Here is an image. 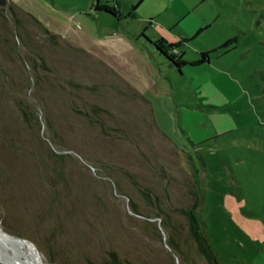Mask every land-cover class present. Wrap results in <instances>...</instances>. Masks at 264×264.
I'll use <instances>...</instances> for the list:
<instances>
[{"label": "rangeland", "instance_id": "374dc122", "mask_svg": "<svg viewBox=\"0 0 264 264\" xmlns=\"http://www.w3.org/2000/svg\"><path fill=\"white\" fill-rule=\"evenodd\" d=\"M138 2L0 0V229L44 264H264V0ZM148 37L237 42L179 70Z\"/></svg>", "mask_w": 264, "mask_h": 264}, {"label": "trees", "instance_id": "16d2710c", "mask_svg": "<svg viewBox=\"0 0 264 264\" xmlns=\"http://www.w3.org/2000/svg\"><path fill=\"white\" fill-rule=\"evenodd\" d=\"M141 1L142 0H140V2ZM140 2H138L137 5H139ZM92 9L95 12L104 13L105 15H109V16H112V17H116L118 19H120L121 17H125V16L126 17H130V16L133 17V14H131V13H128V14L123 15V14H120L119 12H117L114 8H112L108 4H100L98 2H95L92 5ZM19 11H22V10H19ZM27 15H29V14L27 13ZM29 16L34 20V22L41 28V30L44 33L50 34V32L46 28H44L37 19H35L31 15H29ZM52 36H56V35L52 34ZM160 41H154V42H152V44L154 45L156 51L159 52L162 56H164L171 63L172 67H175L176 69H179V70L184 65H192V66L203 65L204 63H207L209 61V55L211 53H215L217 51L228 52L229 50L233 49V44H235L237 42L236 38L229 39V40H227L226 42H224L222 45H220L219 47H217L215 49H212L210 51L201 52L199 54L198 59H196L195 61H192V62H183L181 60L182 53L176 59L173 57V55H170L168 53V49L169 48H171L173 46L174 47H177V45H174V44H166V46H164L165 45V42H164V44H162ZM148 42H150V40H148ZM182 42H186V40L183 39L180 43H182ZM188 216H189V219H190V224H191V226L194 229V235H195V237H197L200 246L203 248V250L205 251V253L212 254L213 253L212 252V249H211V247L209 245V242L207 241L206 237L203 236V234H202V239H201L200 236L198 235V232H197V231H199L198 230V227H197L198 221H199L198 216L194 212H192V211L189 213Z\"/></svg>", "mask_w": 264, "mask_h": 264}, {"label": "bare ground", "instance_id": "6f19581e", "mask_svg": "<svg viewBox=\"0 0 264 264\" xmlns=\"http://www.w3.org/2000/svg\"><path fill=\"white\" fill-rule=\"evenodd\" d=\"M0 240L9 241L18 249V253L21 259V261H19V264H44L41 255L39 254L33 243L29 241L18 240L12 237L10 234L5 233L1 229Z\"/></svg>", "mask_w": 264, "mask_h": 264}, {"label": "crops", "instance_id": "0c3cea01", "mask_svg": "<svg viewBox=\"0 0 264 264\" xmlns=\"http://www.w3.org/2000/svg\"><path fill=\"white\" fill-rule=\"evenodd\" d=\"M97 13H99V12H97ZM100 14H102V15H105L104 13H100ZM201 32V31H200ZM199 32V33H200ZM149 38V40H150V42H148L149 43V45L150 46H154L153 44H152V42H154L156 39H151L150 37H148ZM183 40V39H182ZM181 40V41H182ZM187 42V41H186ZM186 42H182V43H186ZM150 46H149V48L147 47V50L150 52ZM99 48V47H98ZM103 50V51H102ZM104 52V53H103ZM92 53H93V55H95V56H97L98 58H100V59H103L104 60V62L105 63H109V64H107V65H109V66H111L112 68L114 67V69L115 70H117L116 68L118 67V63H117V61H119V60H117V56L116 55H112V53L110 52V51H108L106 48H104V47H102V49L101 48H99V49H97V46L96 47H94V48H92ZM151 53V52H150ZM182 53V55H183V52H181ZM201 53V52H200ZM152 54V53H151ZM105 58H107V59H105ZM194 61V60H193ZM185 62H192V61H189V60H185ZM210 62V58H209V61L207 62V63H204L203 65V67H205V65L207 66V64ZM119 72H122L123 73V76L128 80H130V78H132L130 81L131 82H134V80H133V78H134V76H135V74L133 73V70H132V72H130V71H128L127 69H124L123 71H119ZM127 83V82H126Z\"/></svg>", "mask_w": 264, "mask_h": 264}, {"label": "water", "instance_id": "95a60500", "mask_svg": "<svg viewBox=\"0 0 264 264\" xmlns=\"http://www.w3.org/2000/svg\"><path fill=\"white\" fill-rule=\"evenodd\" d=\"M12 237L18 239V240H21V241H27L25 240L24 238L20 237V236H17V235H13V234H10ZM0 264H3V263H0Z\"/></svg>", "mask_w": 264, "mask_h": 264}]
</instances>
